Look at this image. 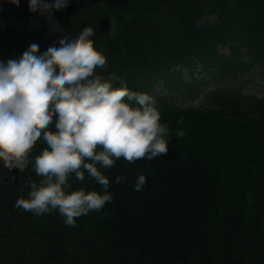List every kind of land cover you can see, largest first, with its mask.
Wrapping results in <instances>:
<instances>
[{
	"label": "trees",
	"instance_id": "trees-1",
	"mask_svg": "<svg viewBox=\"0 0 264 264\" xmlns=\"http://www.w3.org/2000/svg\"><path fill=\"white\" fill-rule=\"evenodd\" d=\"M89 26L108 62L98 73L155 98L169 151L103 170L113 201L75 227L58 211L16 207L29 196L25 182L41 178L30 164L17 186L0 161V264H264V101L251 102L236 124L235 113L182 107L156 93L190 87L184 70L225 79L258 62L264 69V0H70L49 17L31 12L29 0H0V60L19 58L32 43L40 53L59 47ZM232 43L231 56L221 55ZM217 90L216 101L225 97ZM45 147L38 141L30 159ZM141 173L147 183L135 191ZM117 175L127 179L117 183ZM70 183L103 192L87 174Z\"/></svg>",
	"mask_w": 264,
	"mask_h": 264
},
{
	"label": "clouds",
	"instance_id": "clouds-1",
	"mask_svg": "<svg viewBox=\"0 0 264 264\" xmlns=\"http://www.w3.org/2000/svg\"><path fill=\"white\" fill-rule=\"evenodd\" d=\"M6 2L19 7L21 0ZM69 2L29 0V10L49 17ZM94 35L92 27H85L75 39L64 35L59 47L40 53L39 45L32 43L19 58L0 60V161L20 172L31 164L41 178L38 183L25 182L29 196L18 198L16 207L37 216L58 211L70 227L113 201L103 170L120 159L136 163L169 151L170 129L161 123L155 98L122 81L114 87L120 78L98 73L108 62L96 48ZM38 141L46 147L33 162L30 157ZM86 174L102 193L83 187L72 190L70 178L83 183ZM126 179L117 175L116 182ZM146 183V176L139 174L134 190L143 191Z\"/></svg>",
	"mask_w": 264,
	"mask_h": 264
},
{
	"label": "rangeland",
	"instance_id": "rangeland-1",
	"mask_svg": "<svg viewBox=\"0 0 264 264\" xmlns=\"http://www.w3.org/2000/svg\"><path fill=\"white\" fill-rule=\"evenodd\" d=\"M221 52L224 54L229 53L226 48H222ZM185 80L192 82L193 77L186 75ZM193 82H196L195 88H188L181 92L164 90L163 95L170 100H176L177 104L183 107L207 105L209 104L208 97L206 96L207 92L214 89L217 84H221L223 81L213 80V77L205 74H196ZM238 83L244 94L264 96V74L261 71L250 70L244 73L243 78Z\"/></svg>",
	"mask_w": 264,
	"mask_h": 264
},
{
	"label": "water",
	"instance_id": "water-1",
	"mask_svg": "<svg viewBox=\"0 0 264 264\" xmlns=\"http://www.w3.org/2000/svg\"><path fill=\"white\" fill-rule=\"evenodd\" d=\"M13 172L16 176L18 175V169H13ZM15 183L18 184L17 178L15 179Z\"/></svg>",
	"mask_w": 264,
	"mask_h": 264
},
{
	"label": "bare ground",
	"instance_id": "bare-ground-1",
	"mask_svg": "<svg viewBox=\"0 0 264 264\" xmlns=\"http://www.w3.org/2000/svg\"><path fill=\"white\" fill-rule=\"evenodd\" d=\"M264 148V147H263ZM96 214V213H95Z\"/></svg>",
	"mask_w": 264,
	"mask_h": 264
}]
</instances>
